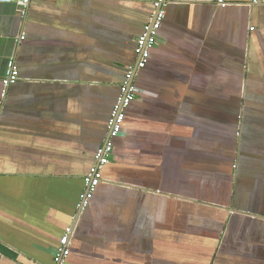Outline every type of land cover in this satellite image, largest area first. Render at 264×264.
Wrapping results in <instances>:
<instances>
[{
    "label": "crops",
    "instance_id": "0c3cea01",
    "mask_svg": "<svg viewBox=\"0 0 264 264\" xmlns=\"http://www.w3.org/2000/svg\"><path fill=\"white\" fill-rule=\"evenodd\" d=\"M155 1L0 2V264H264V0H171L77 218Z\"/></svg>",
    "mask_w": 264,
    "mask_h": 264
},
{
    "label": "built area",
    "instance_id": "2783aa9c",
    "mask_svg": "<svg viewBox=\"0 0 264 264\" xmlns=\"http://www.w3.org/2000/svg\"><path fill=\"white\" fill-rule=\"evenodd\" d=\"M0 2H14L22 7L28 6L30 0H0ZM171 0H156L154 14L151 22L147 23L144 27V32L137 38L135 45V54L137 61L135 65L128 67L125 81L122 84L121 95L115 104L110 122V137L106 140L105 144L97 151L96 164L92 166L89 173L84 177L85 191L81 195L80 208L84 209L88 204V201L93 197L101 178L99 175L100 170L110 162V157L113 152L112 139L124 131L125 109L134 101L137 94L141 91L138 85L135 84V77L139 70L143 69L149 62L151 57V50L155 46L158 32L162 27L163 21L166 18V6ZM222 5H227V2L220 0ZM255 3H259L255 0ZM136 72V73H135ZM19 77V70L13 60L9 62V69L6 76L3 78L5 87L15 83ZM71 228L67 230L65 235L61 238L60 244L53 256L54 264H66V260L71 253V242L69 234Z\"/></svg>",
    "mask_w": 264,
    "mask_h": 264
},
{
    "label": "rangeland",
    "instance_id": "374dc122",
    "mask_svg": "<svg viewBox=\"0 0 264 264\" xmlns=\"http://www.w3.org/2000/svg\"><path fill=\"white\" fill-rule=\"evenodd\" d=\"M240 206L244 209H252L254 211H260L259 210V206H257L255 203L252 202H241ZM249 218L245 219V221H247ZM249 223H246V225L244 226L246 233L249 232V237H252L251 241L248 243L251 247V250L253 252V256L255 257L257 254V252H262V249H259V246L262 247L264 249V226L262 223L260 222H256L254 223L253 221H248ZM255 225V226H254ZM252 226L254 228H252ZM253 232V234L251 233ZM209 239L210 237H201V236H195L194 239ZM252 252L247 249L246 247L242 248V250H238L236 255L239 256H250L252 254Z\"/></svg>",
    "mask_w": 264,
    "mask_h": 264
},
{
    "label": "trees",
    "instance_id": "16d2710c",
    "mask_svg": "<svg viewBox=\"0 0 264 264\" xmlns=\"http://www.w3.org/2000/svg\"><path fill=\"white\" fill-rule=\"evenodd\" d=\"M227 130H228V129H227ZM226 132H227V131H226ZM227 148H228V150H230V152H232V154L235 156V147L232 146L231 144H229V145L227 146ZM234 156H232V157H233L232 162L234 161Z\"/></svg>",
    "mask_w": 264,
    "mask_h": 264
},
{
    "label": "water",
    "instance_id": "95a60500",
    "mask_svg": "<svg viewBox=\"0 0 264 264\" xmlns=\"http://www.w3.org/2000/svg\"><path fill=\"white\" fill-rule=\"evenodd\" d=\"M136 73V72H135ZM110 137V136H109ZM82 210V208H80V210H79V212H78V214H77V218H78V216L80 215V211ZM254 215H256V214H254Z\"/></svg>",
    "mask_w": 264,
    "mask_h": 264
}]
</instances>
